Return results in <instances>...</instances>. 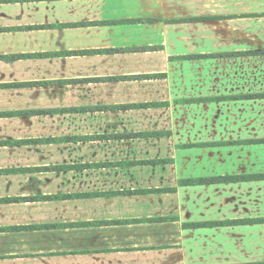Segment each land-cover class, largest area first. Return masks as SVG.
Returning a JSON list of instances; mask_svg holds the SVG:
<instances>
[{"label":"crops","instance_id":"crops-1","mask_svg":"<svg viewBox=\"0 0 264 264\" xmlns=\"http://www.w3.org/2000/svg\"><path fill=\"white\" fill-rule=\"evenodd\" d=\"M259 51L264 0H0V264H264V55L170 60Z\"/></svg>","mask_w":264,"mask_h":264},{"label":"rangeland","instance_id":"rangeland-1","mask_svg":"<svg viewBox=\"0 0 264 264\" xmlns=\"http://www.w3.org/2000/svg\"><path fill=\"white\" fill-rule=\"evenodd\" d=\"M215 30L219 31H225L224 27L217 26L216 28L214 26L207 27L205 29V38L208 39V37H211V33H213ZM208 32V33H207ZM210 33V35H208ZM208 35V36H207ZM212 39V38H210ZM219 41L215 43H211L213 46H221V44H228V40L224 41V37L220 38L218 37ZM215 66L210 64L205 65L204 70L206 72H212L214 69L220 70L221 73L229 74L233 71H236L238 69H245V68H259L262 67L261 59H255V60H239V61H216ZM191 70V69H190ZM192 72V71H190ZM192 75V74H191ZM193 78V76H190ZM243 108L239 109H231L228 107H223L220 109H213L209 107L204 108L205 116L202 121L199 122V124H190L189 133L195 132L198 130L199 134L203 135L205 138V141L207 142H227L230 141V138L233 136H239L244 135L246 130H250L249 127L246 126L243 120L239 119L238 112L242 113ZM199 139V138H198ZM195 140L193 137L190 138V141ZM223 191L220 192L222 196V201H230L231 200H237V199H243V196L246 194V191L244 188H238L231 187V188H222ZM225 189V190H224ZM229 189V190H227ZM243 195V196H242ZM232 201V202H234Z\"/></svg>","mask_w":264,"mask_h":264},{"label":"trees","instance_id":"trees-1","mask_svg":"<svg viewBox=\"0 0 264 264\" xmlns=\"http://www.w3.org/2000/svg\"><path fill=\"white\" fill-rule=\"evenodd\" d=\"M220 19V18H219ZM202 20H212V18H204V19H187V20H182V22H197V21H202ZM257 55H264V51H259V52H244V53H224V54H204V55H186V56H176L170 58L171 61H193V60H203V59H215V58H229V57H237V56H257ZM161 75H154L152 78H161ZM205 100V99H204ZM208 99L205 100L207 102ZM187 102V101H186ZM204 102V101H203ZM166 103H161V104H152V107L155 106H166ZM257 142H264V141H257ZM236 145L234 142H225L221 143V146H232ZM204 146H209L205 144ZM262 176H257L253 178H247L244 176H227V177H219V178H205L202 180L195 181L198 182L199 184H205V185H210V184H216V183H232V182H241L245 181L246 179H260ZM183 184V182H181Z\"/></svg>","mask_w":264,"mask_h":264}]
</instances>
